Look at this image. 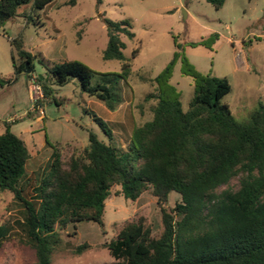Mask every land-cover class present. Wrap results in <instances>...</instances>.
<instances>
[{"label":"trees","instance_id":"1","mask_svg":"<svg viewBox=\"0 0 264 264\" xmlns=\"http://www.w3.org/2000/svg\"><path fill=\"white\" fill-rule=\"evenodd\" d=\"M52 1L0 0V25L17 16L29 23ZM206 1L217 9L226 2ZM104 21L108 43L102 56L120 60L121 72L103 73L94 84L97 72L86 63H55L37 75L43 90L41 105L54 96L53 85H65L73 78L83 92L110 110L122 103L121 82L131 86L122 36L132 38L134 33L128 19L104 17ZM9 41L17 79L27 63L33 71L35 55L25 49L22 32ZM179 59L182 71L196 80L187 109L170 83ZM153 81L157 88L146 95L156 99L152 117L133 128L125 148L114 144L112 130L97 118L108 142L90 131L87 146L67 159L54 146L47 165L27 174L30 150L6 122L0 133V191H10L23 205V226L37 264H52L62 242L61 230L69 224L94 220L103 226L106 201L116 185L120 186L117 194L130 200L150 191L157 198L162 231L152 235L144 216L127 220L115 237L103 243L115 259L110 264H264V106L248 121H238L222 101L232 89L230 81L200 74L181 50L174 52ZM234 177L239 178L237 189H220ZM172 192L180 200L168 208ZM6 233L7 228L0 226V239ZM85 246L79 245L78 250Z\"/></svg>","mask_w":264,"mask_h":264},{"label":"rangeland","instance_id":"2","mask_svg":"<svg viewBox=\"0 0 264 264\" xmlns=\"http://www.w3.org/2000/svg\"><path fill=\"white\" fill-rule=\"evenodd\" d=\"M100 1L77 0L69 5L68 0H53L33 14L29 23L26 17L17 16L0 25V133L6 121L12 120L10 129L27 141L32 153L25 165L27 174L47 165L54 146L65 159L87 146L90 131L108 142L109 136L97 118L112 130L114 144L127 147L133 128L151 119L156 99H146V95L155 92L157 83L153 79L177 50L200 74L230 81L232 89L222 101L238 121H248L260 105L264 106V0H226L221 9L206 0ZM104 17L128 19L134 33L132 38L122 36L126 44L123 53L131 66V86L121 82L122 103L110 110L103 101L83 92L77 78H73L65 85H53L54 96L42 103V120L34 121L30 85L53 64L82 61L97 72L94 84L103 73L121 72L120 60H105L102 56L108 43ZM21 32L25 49L35 55L34 69L14 79L9 40ZM170 83L180 92L182 106L187 109L196 80L182 71L181 59L174 65ZM226 187L237 189L239 178L234 177L220 189ZM119 191L120 186L112 187L103 226L83 220L61 230L62 242L53 254L52 264L114 262L103 243L115 237L127 220L141 216L146 218L152 235L161 233L157 198L145 191L137 200H130L117 194ZM179 200L180 195L172 192L167 207ZM23 223V205L10 191H0V226L7 228L0 239V264H37ZM84 243L87 246L79 251Z\"/></svg>","mask_w":264,"mask_h":264},{"label":"built area","instance_id":"3","mask_svg":"<svg viewBox=\"0 0 264 264\" xmlns=\"http://www.w3.org/2000/svg\"><path fill=\"white\" fill-rule=\"evenodd\" d=\"M31 83V100L33 102V106L31 111H38L40 114L43 112L42 105H40V100L43 98V90L42 87L35 81L32 80Z\"/></svg>","mask_w":264,"mask_h":264},{"label":"crops","instance_id":"4","mask_svg":"<svg viewBox=\"0 0 264 264\" xmlns=\"http://www.w3.org/2000/svg\"><path fill=\"white\" fill-rule=\"evenodd\" d=\"M32 112V111H31ZM31 116L33 117V119H34V121H36V122H40L41 120H42V115L39 113V112H37V111H33V113L31 114ZM6 122H9V124H11V122H13L12 120H7ZM31 128H32V126H31ZM31 132H32V134H35V133H33V131L31 130ZM18 135V134H17ZM24 141L26 142V144H27V146H28V143H27V141L24 139ZM29 148V147H28ZM31 153V152H30ZM32 154V153H31ZM31 158V157H30ZM29 158V159H30Z\"/></svg>","mask_w":264,"mask_h":264},{"label":"water","instance_id":"5","mask_svg":"<svg viewBox=\"0 0 264 264\" xmlns=\"http://www.w3.org/2000/svg\"><path fill=\"white\" fill-rule=\"evenodd\" d=\"M32 70H31V68L29 67V64L27 63L26 64V69L24 70V72H26V73H30Z\"/></svg>","mask_w":264,"mask_h":264}]
</instances>
